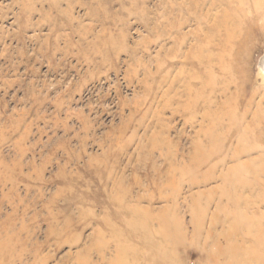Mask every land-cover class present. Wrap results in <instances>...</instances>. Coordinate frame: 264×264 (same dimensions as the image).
<instances>
[{
  "label": "rangeland",
  "instance_id": "rangeland-1",
  "mask_svg": "<svg viewBox=\"0 0 264 264\" xmlns=\"http://www.w3.org/2000/svg\"><path fill=\"white\" fill-rule=\"evenodd\" d=\"M0 264H264V0H0Z\"/></svg>",
  "mask_w": 264,
  "mask_h": 264
}]
</instances>
